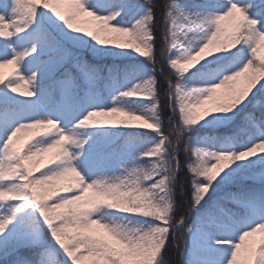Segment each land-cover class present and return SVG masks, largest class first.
I'll return each instance as SVG.
<instances>
[{
  "label": "snow or ice",
  "instance_id": "obj_1",
  "mask_svg": "<svg viewBox=\"0 0 264 264\" xmlns=\"http://www.w3.org/2000/svg\"><path fill=\"white\" fill-rule=\"evenodd\" d=\"M261 49L264 0L0 3L5 264H264Z\"/></svg>",
  "mask_w": 264,
  "mask_h": 264
},
{
  "label": "trees",
  "instance_id": "obj_2",
  "mask_svg": "<svg viewBox=\"0 0 264 264\" xmlns=\"http://www.w3.org/2000/svg\"><path fill=\"white\" fill-rule=\"evenodd\" d=\"M4 2H5V0H0V3H4ZM141 2H142V0H141ZM261 52H262V54H264V49H261ZM157 67H159V65H157ZM165 74H167V69L166 68H165ZM158 79L160 80L161 86H162V89H163V87H164L163 82H162L163 77H159L158 76ZM162 116L165 117L164 127H165V130H166V133H167V130L170 128V125L167 123L166 103H165V107L162 110ZM131 123H140V122L139 121H131ZM216 134L225 135V134H228V132L225 129H220V130L217 131ZM182 155H186L184 153V151H183V145H181V154H180V156H182ZM181 163H182V160H181ZM180 176H181L182 179H186L188 177L187 171L186 170L181 171ZM229 206L233 207V205H229ZM169 250H170V246H169ZM168 258L172 261V264H175V262H174L175 260L172 258V256H170V254H169ZM0 264H5V259L3 257H0Z\"/></svg>",
  "mask_w": 264,
  "mask_h": 264
},
{
  "label": "rangeland",
  "instance_id": "obj_3",
  "mask_svg": "<svg viewBox=\"0 0 264 264\" xmlns=\"http://www.w3.org/2000/svg\"><path fill=\"white\" fill-rule=\"evenodd\" d=\"M8 71H9V69H8ZM5 73H7V72H5ZM162 82H163V85H164V79H162ZM165 103H166V98H165ZM166 114H167V116L169 115V111H168V107H167V103H166ZM26 138V137H25ZM25 138H22L19 142L20 143H23V139H25ZM185 157H186V155H182V156H180V160H182V163H184L185 162ZM230 207V206H229ZM176 242H173L171 245H170V250H169V254H170V256H172V258L175 260L174 262H175V264H180V261H181V259H182V256H181V254H180V249H177L176 248ZM183 247V244H182V242H181V248Z\"/></svg>",
  "mask_w": 264,
  "mask_h": 264
},
{
  "label": "bare ground",
  "instance_id": "obj_4",
  "mask_svg": "<svg viewBox=\"0 0 264 264\" xmlns=\"http://www.w3.org/2000/svg\"><path fill=\"white\" fill-rule=\"evenodd\" d=\"M4 71H5V72H7V71H8V69H5Z\"/></svg>",
  "mask_w": 264,
  "mask_h": 264
}]
</instances>
